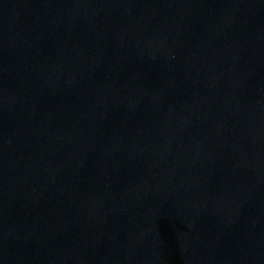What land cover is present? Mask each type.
<instances>
[{"label":"water","instance_id":"95a60500","mask_svg":"<svg viewBox=\"0 0 264 264\" xmlns=\"http://www.w3.org/2000/svg\"><path fill=\"white\" fill-rule=\"evenodd\" d=\"M0 264H264V0H0Z\"/></svg>","mask_w":264,"mask_h":264}]
</instances>
